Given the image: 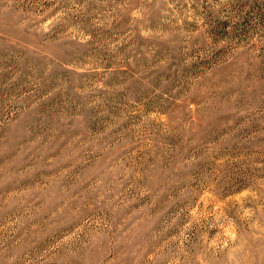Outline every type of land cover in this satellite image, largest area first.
<instances>
[{"label": "rangeland", "instance_id": "rangeland-1", "mask_svg": "<svg viewBox=\"0 0 264 264\" xmlns=\"http://www.w3.org/2000/svg\"><path fill=\"white\" fill-rule=\"evenodd\" d=\"M0 264H264V0H0Z\"/></svg>", "mask_w": 264, "mask_h": 264}]
</instances>
